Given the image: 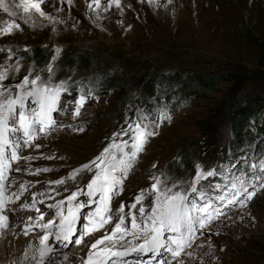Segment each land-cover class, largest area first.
<instances>
[{
  "label": "rangeland",
  "instance_id": "374dc122",
  "mask_svg": "<svg viewBox=\"0 0 264 264\" xmlns=\"http://www.w3.org/2000/svg\"><path fill=\"white\" fill-rule=\"evenodd\" d=\"M75 1V4L69 5L66 0H48L42 5L46 12L64 21L63 24L55 25L56 32L52 31L53 25L47 21H41L43 27H31L17 18L21 29L0 37V48L11 47L16 53L9 63L17 57L24 58L21 61V73L15 80H5V84L18 82L33 62L37 69L44 68L47 61L51 60L54 45L62 48L61 55L55 61V80L71 77L69 83H78L93 75L104 86L117 83L112 92L103 89L97 98L91 96L86 100L79 115H73L74 104H68L67 108L53 113L56 124L45 132L37 131L31 144H22L20 133L10 137L22 145L17 149L21 157L29 152L40 153L35 159L38 164L32 165L30 169L33 172L27 175L30 184L32 181L36 184L43 177L51 181L65 178L63 185L52 184L50 187L54 189L51 196L53 200L69 195L75 189L74 182H77V187L86 185L91 173L78 174L76 179L69 178L68 173L96 156L113 131L127 126L126 117L131 120L137 116V109L140 108L136 101L137 90L150 75L178 72L186 75L193 71H222L224 74L243 72L244 75L243 82L239 84L228 80L221 83L215 93L196 95L191 105L174 112L170 119L153 123L145 119L150 130H155L157 135L148 138L142 153L124 178L123 191L117 192L112 198L111 210L115 220L118 218L116 209L120 202L125 203L127 213V205L137 192L149 185L150 175L166 173L169 185L175 181L187 182L193 176L190 162H193V166L197 163L208 166L209 161L220 158L219 151L210 157L206 155L214 146L218 150L226 143L225 134L229 132L231 115L227 107L229 99L239 95L243 103L247 93L264 92V59L263 63L260 62L261 48L264 47V0H172L171 3L158 0L156 6L149 4L148 0H122V13L113 6L108 11L99 10L98 16L87 7V0H84L85 3ZM13 2L18 0H6V3ZM101 2L106 4L107 0ZM57 8L61 11L57 12ZM8 19V15L0 10V24ZM25 46H28L27 52L24 51ZM40 52L48 53V56L42 57ZM79 54L86 56L84 60L78 57L80 60L77 63L72 62L71 58ZM6 57V51L0 52V64ZM44 76H47L46 72ZM63 95L65 103L66 99L71 101V96ZM28 103L31 104V101ZM120 112L123 115L120 116ZM78 127H83L84 131L73 130ZM211 137L212 140L206 143L208 147L204 146V141L207 142ZM54 146L69 148L72 153L57 155L55 152V156H49ZM184 150L190 155L185 164L179 161ZM18 161H13L12 165ZM33 161L27 160L25 163L29 165ZM178 168L183 170L179 173ZM36 169L48 171L36 172ZM242 174V170L235 169L232 176ZM71 183L73 186H70ZM187 186V183H182L180 188L185 190ZM33 192L27 188L20 198L25 201ZM79 199L86 204L81 209V220L78 221L82 228L83 216L93 205H87L86 197ZM17 200L12 199L8 204L15 205ZM40 201L36 202V207L44 212L43 208L48 204ZM144 203L146 211L150 210L151 197L147 196ZM30 210L36 216L35 209ZM53 212L55 215L54 208ZM46 219L51 218L46 214ZM15 220V215H12L8 229H4L8 231L9 238L20 241L21 238L43 235L41 232L24 235L20 231L21 222ZM126 224L130 226L127 219ZM111 226L109 224L99 230L101 234L85 237L90 238L81 247L88 248L105 230L111 231ZM208 242L213 246L211 249ZM200 244H203L202 248L197 247ZM74 246L77 247L73 242L65 250L56 247L54 257L59 259V255H64L63 251L68 255L73 252ZM192 250L195 252L194 257L182 255L179 258L184 264H201V259L203 264H264V189H259L245 205H239L214 220L203 230V235H197ZM81 251L84 254V249ZM0 264H11L10 257L6 261L0 260ZM60 264H66L65 260ZM170 264H176V261Z\"/></svg>",
  "mask_w": 264,
  "mask_h": 264
},
{
  "label": "snow or ice",
  "instance_id": "6c2138e0",
  "mask_svg": "<svg viewBox=\"0 0 264 264\" xmlns=\"http://www.w3.org/2000/svg\"><path fill=\"white\" fill-rule=\"evenodd\" d=\"M47 2L48 0H18V2L6 3V0H0V10L9 17L6 22L0 24V37L21 29L17 18L31 27H43L41 21H47L53 25L52 31L56 32L55 25L63 24L64 21L44 10L42 5ZM66 2L71 5L73 0ZM148 2L153 6L158 4V0H148ZM171 2L172 0H168V3ZM113 6L123 12L122 0H107L106 4H102L101 0H87V7L96 16L99 15V10L108 11ZM56 11L60 12L61 9L57 8ZM128 27L131 28V25ZM53 47L51 60L44 68L37 69L33 62L18 82L9 84H5L4 81L17 78L23 69L21 61L24 58L17 57L14 62L9 63L16 53L11 47L0 48V52H7L5 61L0 64V230L9 227V215L6 209L10 197L6 195L8 188L5 186V181L8 180L7 172L13 167V161L33 159L31 156L21 157L18 154L17 149L22 145L12 140L11 135L22 133L24 145H28L37 131L45 132L56 124L53 113L61 108H67L71 103L74 104L73 115H79L81 107L92 96L91 89L85 94L84 89L77 85V92L80 94L75 100L68 103L63 101L62 94L70 92L71 77L54 79L55 61L61 55L62 48L55 45ZM28 50V46H25L24 51ZM29 101L31 104L28 103ZM170 118L166 108L159 110L161 121ZM145 119V114L138 108L137 116L131 120L126 117L127 126L113 131L108 142L96 156L68 173L71 179H76L78 174L91 173V176L84 187H76L63 199L47 205L48 209H55V215L51 219L45 220L46 214L36 207L35 192L31 194V204L19 205L21 210L31 208L36 211L35 220L32 216L28 217L24 235L34 228L43 231V235L39 236V246L35 249L38 256L33 257L35 264H55L52 257L56 254V248L49 242L50 237L54 236L56 242L63 247L73 242L80 245L85 237L105 229L109 224L112 225L111 231L105 230L102 236L88 246L81 264H128L126 258L132 253L138 255L151 253L156 256L161 251L169 253L176 264H184V261L179 259L181 255L190 258L195 256L192 246L197 233L203 235V230L223 215L222 209L234 205L243 206L259 189H264V160L258 165L255 163L251 165L253 171L251 177L231 178L227 175L228 169L223 165L221 170L217 171L215 168L204 170L197 163L194 165L195 174L187 182L175 181L169 185V177L166 173L150 175L149 185L137 192L131 203L127 205V213H125V203L120 202L116 209L118 218L114 220L111 210L113 196L123 191L124 178L138 154L143 151L148 138L157 135L155 130H150L148 123H144ZM73 130L82 132L84 128L78 127ZM152 167L155 168L156 165L153 164ZM257 167L260 169V175L255 174ZM15 171L19 172L22 169L17 166ZM40 171H48V169H36V172ZM215 176H221L228 181V184L208 181L209 177ZM202 181L204 183H201ZM254 181H258L259 184ZM12 182L15 183L14 180ZM28 183L25 181L19 184L17 192L13 194L16 199L27 190ZM50 183L63 185L65 178ZM182 183H187L186 190L179 187ZM208 189L221 190V194L213 197ZM39 195L43 196L44 193ZM147 196L151 197L148 211L144 203ZM79 197H86L87 205H93V208L83 216V227L80 229L77 228V222L81 220V209H84L86 204ZM134 209L137 211H133ZM126 219L130 221V226L126 224ZM239 219L243 220V217ZM126 237L131 239L126 240ZM197 247L202 248L203 244ZM208 247L209 249L213 247L210 242ZM162 264L168 262L164 261ZM201 264H203L202 259Z\"/></svg>",
  "mask_w": 264,
  "mask_h": 264
},
{
  "label": "trees",
  "instance_id": "16d2710c",
  "mask_svg": "<svg viewBox=\"0 0 264 264\" xmlns=\"http://www.w3.org/2000/svg\"><path fill=\"white\" fill-rule=\"evenodd\" d=\"M261 52L260 62L263 63V46ZM40 54H42V57H44V55L45 57L48 56V53L45 52L44 54L40 52ZM78 57L84 60L86 56L82 54L73 56L71 58L72 62L77 63V61L80 60ZM242 73L229 72L224 74L222 71H193L186 75L180 74V72L177 74L150 75L146 81L140 84L141 87L139 85L136 101L138 107H140L139 109H141L146 118L153 123L160 120L159 110L161 108H166L168 115L171 116L174 112L191 105L196 95L217 92L219 85L225 81L231 80L236 84L243 82L244 75ZM69 84L71 85L69 93H73L70 98L71 101L80 94L77 92V85L82 87L85 93L91 89L92 96L96 98L103 89L112 92L114 87H117V83L104 86L99 78L93 75L82 79L78 83ZM245 98L243 103L239 100V95H234L229 99L227 107L231 115L229 132L225 134L227 138L224 142L226 143L218 150L216 149L218 147L214 146L209 152V155H206L207 157L213 156L216 154L215 151L221 153L218 160H211L207 164L208 166H202L204 170L215 168L217 171H220L223 165L228 169L227 175L230 178L234 177L232 173L235 169L243 171V174L240 176L244 175L251 177L253 175L251 165L254 163L258 165L261 160H264V92L252 91L247 93V97ZM130 114L133 116L135 115L133 112H130ZM121 115H123L122 112H120V116ZM210 140H212V137L207 142L204 141V146L208 147L206 143ZM184 151L179 161L185 164L186 160L189 161L190 155L189 152H186V150ZM192 163L190 162L194 175L195 168ZM181 170H183V168L177 169L179 173ZM255 174L260 175L259 167L255 169ZM208 181L211 183H221L222 185H226L228 182L221 176L209 177ZM201 183H204V181ZM210 191L212 194H215L221 190L213 191L210 189Z\"/></svg>",
  "mask_w": 264,
  "mask_h": 264
},
{
  "label": "bare ground",
  "instance_id": "6f19581e",
  "mask_svg": "<svg viewBox=\"0 0 264 264\" xmlns=\"http://www.w3.org/2000/svg\"><path fill=\"white\" fill-rule=\"evenodd\" d=\"M80 1L82 3H85L84 0H80ZM75 2L76 1L73 0L72 4H75ZM52 15H54V14H52ZM13 136H16V134L11 135V137H13ZM19 137L22 139L21 133H20ZM19 137H17V138H19ZM47 141H45V142H47ZM21 142H22V140H21ZM30 142H29V144H31ZM22 144H24V143L22 142ZM57 148L55 146H54V148H51V154L49 156H55V152L57 155L63 154V153H67V154L72 153L71 149L68 150L69 148L67 149L64 147V149H62L60 146ZM45 150L48 151L49 149L46 148ZM39 154L40 153H37V152L27 153L26 156L33 157V159H31V160H34L32 162V164L29 163V165H28L25 163V160H22V161L19 160L18 163L14 164L13 167L8 170V172H7L8 180L5 181V186L8 188V192L6 193V195H8L10 197L9 201L10 200L12 201V199L17 200L13 194L17 192L16 189H18V186L20 183H23L25 181L30 182V178H28L27 175H29L30 172H33V170L30 169L32 167V165L38 164L35 162V159L38 157ZM17 166H19L22 169V171H19V172L15 171V168ZM24 169H26V170H24ZM13 180L16 181V187H15L16 189L14 188V183H12ZM50 182H51L50 178H48V177L44 178L43 177V179H41L39 181L37 180L36 184H33V181H32V184H30L31 182L28 183L26 185V189L31 188L32 191L37 193L36 202H38L40 200H44L47 204H54V202L57 199H61V197H57L53 200V197H51L52 191H49V188L52 187V184ZM73 184H74V188H76L77 182H74ZM73 184L71 183L70 186H73ZM67 186H69V185H67ZM50 189H52V188H50ZM40 193H44V195L41 196V195H39ZM31 194H30V196H28L26 198L25 201L22 198H20L19 200L16 201L15 205H9V204L7 205L6 210H7V214L9 215V222H10L11 216L15 215V219H16L15 221L21 222V229H20L21 233H24V228L22 226L23 225L25 226V223L27 222V219L29 216H32L33 220H35V215L30 210V208L29 209H23V210H21L19 208V205H21L23 203H29V204L32 203V195ZM20 197H21V195H20ZM43 210H44V213L48 215V218H52V216H54L53 209H48V207L45 206L43 208ZM31 232H34L36 234H38L40 232L43 233V231L39 228H34L32 231H29V233H31ZM100 232L101 231H97V232L93 233L91 236L95 235L96 233H100ZM90 237H88V238H90ZM38 238H39L38 236H31V238H28V239L21 238L20 241H17L16 238H9L8 231L0 230V260L6 261V259L10 257L11 264H34L35 260L33 257H34V255L38 256V254L35 252V249L39 246ZM88 238H84L83 242L80 245H77V247L74 246L75 248L73 249V252H70L68 255L65 254L63 251L64 255H59V259H56V257L53 256L52 258L54 259L55 264H60V262H62L64 260H65L66 264H81V261L84 259L85 255L88 251L87 247L83 246V248H82L81 246ZM128 239L129 238H127L126 240H128ZM49 242L52 243L53 245H55L53 247H55V248L57 247L60 250H65L67 247L70 246V244H69L67 247H63L62 245H60L59 243L56 242L54 236L50 237ZM81 249L82 250L84 249V251H83L84 254H81V252H82ZM80 254H81V256H80ZM142 255L135 254L134 256H132L130 254L126 258L128 261V264H160V263L162 264V262H164V261H167L170 264L171 262L174 261L173 258L171 257V255L169 253L164 252V251H161V253L157 254L156 256H153L151 253H145ZM182 255H181V257H182ZM79 257L80 258L82 257V258L79 259L78 261H76V263H75L74 260L78 259ZM159 257H161L160 260H159ZM130 258L138 259L140 261L132 262Z\"/></svg>",
  "mask_w": 264,
  "mask_h": 264
}]
</instances>
